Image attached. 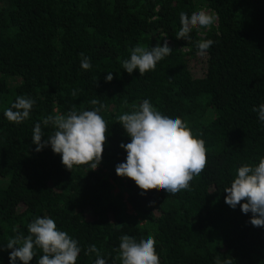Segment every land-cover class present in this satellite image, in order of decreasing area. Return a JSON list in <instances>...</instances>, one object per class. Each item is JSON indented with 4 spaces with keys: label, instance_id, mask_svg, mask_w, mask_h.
<instances>
[{
    "label": "trees",
    "instance_id": "16d2710c",
    "mask_svg": "<svg viewBox=\"0 0 264 264\" xmlns=\"http://www.w3.org/2000/svg\"><path fill=\"white\" fill-rule=\"evenodd\" d=\"M200 9L214 12L216 25L177 39L180 14ZM205 39L214 43L201 55ZM165 42L172 52L154 70L122 69L133 47ZM17 96L35 101L19 124L3 115ZM144 99L204 141L206 166L186 190L142 191L116 175L126 158L120 144L130 142L119 116ZM261 102L264 0H0V264H9V239L45 215L82 250L95 244L106 264H120L123 234L153 236L160 264H264V227L226 204L223 191L239 166L264 156V124L253 111ZM100 105L107 130L95 170L67 169L50 146L35 150L36 123L46 139L54 131L46 117ZM42 254L35 249L29 264ZM94 260L82 251L76 264Z\"/></svg>",
    "mask_w": 264,
    "mask_h": 264
},
{
    "label": "clouds",
    "instance_id": "9594fccd",
    "mask_svg": "<svg viewBox=\"0 0 264 264\" xmlns=\"http://www.w3.org/2000/svg\"><path fill=\"white\" fill-rule=\"evenodd\" d=\"M216 14L204 9L190 14H180V28L177 39H190L194 27L208 29L216 22ZM213 41L205 39L197 42V50L203 55ZM167 42L150 49L137 45L130 50L128 59L122 61V69L129 74L138 70L144 73L154 70L156 64L171 54ZM80 68L89 70V57L80 54ZM104 79L111 81L109 72ZM75 94V93H74ZM35 101L31 97L17 96L3 115L13 123H21L30 116ZM95 106L96 99L90 101ZM103 105L92 109H71L66 114L48 116L43 120L45 126L52 125L54 131L46 139L41 123L32 130L31 142L37 152L45 147L59 154L61 163L71 170L74 166L88 164L95 170L102 160L106 141L107 125L100 115ZM258 120L264 124V102L253 108ZM130 142L121 143L126 152L125 161L115 167L117 176L130 178L142 191L158 187L167 193L175 194L186 190L195 176L206 166V148L203 139L193 135L187 123L180 117L159 111L148 100L132 106V111L119 116ZM227 193L225 203L232 209L239 205L244 214L251 213L250 224L264 227V156L258 163L242 164L236 169L234 179L223 189ZM28 235L9 239L6 248L10 249L9 264H29L35 256V249L43 253L37 264H76L79 254L95 255L93 264H106L95 244L82 250L79 242L66 231L57 227L53 218L45 215L35 217L27 225ZM153 236L136 237L123 234L120 237L118 253L120 264H160L155 251ZM3 250V249H0ZM215 264H222L217 259ZM223 264H229L224 261Z\"/></svg>",
    "mask_w": 264,
    "mask_h": 264
},
{
    "label": "rangeland",
    "instance_id": "374dc122",
    "mask_svg": "<svg viewBox=\"0 0 264 264\" xmlns=\"http://www.w3.org/2000/svg\"><path fill=\"white\" fill-rule=\"evenodd\" d=\"M205 10V9H204ZM206 11H208V10H206ZM208 12H210V11H208ZM214 25H216V22H215V24ZM194 30H198V35L199 36H203L204 34H203V32H205L207 29H198V28H196V27H194L193 28ZM167 44H168V46L169 47H173V45L171 44V43H169V42H167ZM116 184V183H115ZM114 192H118V188H116L115 190H114Z\"/></svg>",
    "mask_w": 264,
    "mask_h": 264
}]
</instances>
